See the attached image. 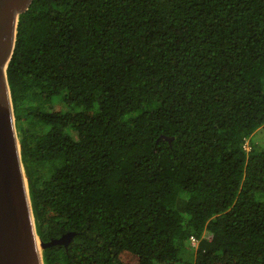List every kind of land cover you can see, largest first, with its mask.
Wrapping results in <instances>:
<instances>
[{"label":"trees","instance_id":"trees-1","mask_svg":"<svg viewBox=\"0 0 264 264\" xmlns=\"http://www.w3.org/2000/svg\"><path fill=\"white\" fill-rule=\"evenodd\" d=\"M7 75L44 264H264V0H34Z\"/></svg>","mask_w":264,"mask_h":264},{"label":"water","instance_id":"water-1","mask_svg":"<svg viewBox=\"0 0 264 264\" xmlns=\"http://www.w3.org/2000/svg\"><path fill=\"white\" fill-rule=\"evenodd\" d=\"M33 1L0 0V264H44L47 247H67L74 236L48 243L38 236L8 82L19 19Z\"/></svg>","mask_w":264,"mask_h":264},{"label":"rangeland","instance_id":"rangeland-1","mask_svg":"<svg viewBox=\"0 0 264 264\" xmlns=\"http://www.w3.org/2000/svg\"><path fill=\"white\" fill-rule=\"evenodd\" d=\"M61 99H56L54 104H57L60 102ZM20 138V136H19ZM255 146L256 148L258 147V150H264V132L261 133V130H258L251 138H249L246 141L245 144V148L246 151H251L252 146ZM204 237H207L208 239H211V236H209L208 234H204ZM192 248L193 249H197L198 248V241L196 242V244L194 245L193 243H191Z\"/></svg>","mask_w":264,"mask_h":264},{"label":"built area","instance_id":"built-area-1","mask_svg":"<svg viewBox=\"0 0 264 264\" xmlns=\"http://www.w3.org/2000/svg\"><path fill=\"white\" fill-rule=\"evenodd\" d=\"M196 242H197V240L193 237V238H192V243L195 245Z\"/></svg>","mask_w":264,"mask_h":264},{"label":"clouds","instance_id":"clouds-1","mask_svg":"<svg viewBox=\"0 0 264 264\" xmlns=\"http://www.w3.org/2000/svg\"><path fill=\"white\" fill-rule=\"evenodd\" d=\"M210 239V238H209Z\"/></svg>","mask_w":264,"mask_h":264}]
</instances>
